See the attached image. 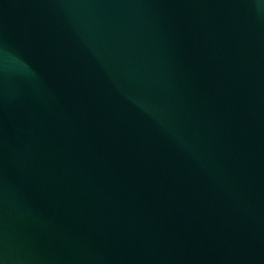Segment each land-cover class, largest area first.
<instances>
[{
    "label": "water",
    "instance_id": "95a60500",
    "mask_svg": "<svg viewBox=\"0 0 264 264\" xmlns=\"http://www.w3.org/2000/svg\"><path fill=\"white\" fill-rule=\"evenodd\" d=\"M0 264H264V0H0Z\"/></svg>",
    "mask_w": 264,
    "mask_h": 264
}]
</instances>
